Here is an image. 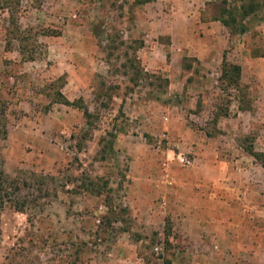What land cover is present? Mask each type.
<instances>
[{
	"label": "rangeland",
	"instance_id": "obj_1",
	"mask_svg": "<svg viewBox=\"0 0 264 264\" xmlns=\"http://www.w3.org/2000/svg\"><path fill=\"white\" fill-rule=\"evenodd\" d=\"M153 1L21 0L17 17L23 28L35 30L25 43L34 60H24L27 54L21 55L9 34V12L0 10V100L8 128L7 138H0V160L21 187L15 198L30 200L25 212L13 202L1 211L0 264H87L109 252L114 240L142 236L143 222L126 198L130 162L141 149L161 155V162L175 161L170 149L190 156L188 144L176 143L179 129L186 141L195 136L203 143L208 134L227 148V156L256 139V126L247 125L245 134L232 120L239 97L253 101L251 84L242 81L235 89L221 79L223 59L237 63L245 33L227 28L225 40L192 47L196 52L200 47L202 56L180 49L174 60L170 41L161 37L168 57L153 71L150 57L144 58V24ZM224 6V0L208 2V17ZM263 18L264 8L246 19L254 28L250 33L263 32L258 27ZM98 60L102 72L92 75V95L85 100L67 94L65 69L75 62L91 75ZM63 97L80 100L90 115L60 102ZM226 109L229 116L215 117ZM197 111L203 119L192 115ZM88 178L101 184L102 194L82 188ZM172 224L166 218L163 234L146 235L140 252L148 264H217L214 254L188 250V236ZM249 241L255 247L241 262L226 257L223 264H261L255 255L263 236L252 234Z\"/></svg>",
	"mask_w": 264,
	"mask_h": 264
},
{
	"label": "crops",
	"instance_id": "obj_2",
	"mask_svg": "<svg viewBox=\"0 0 264 264\" xmlns=\"http://www.w3.org/2000/svg\"><path fill=\"white\" fill-rule=\"evenodd\" d=\"M211 1H153L144 24L147 31L144 42L148 47L144 58L150 57L148 64L153 71L168 57L164 51L166 43L161 37L170 41L172 60L179 56L180 49L189 48L193 54L202 56L200 47L197 52L192 51V47H197L202 41H209L212 45L226 39L227 27L216 19L220 14L208 17L206 12ZM260 23L258 27L263 32L259 35L250 33L254 28L247 24L249 30L243 37L247 42L243 43L245 46L236 59L242 67V81L251 84L253 108L241 109L238 106V114L232 120L236 122L237 130L238 125L244 129L247 125L256 126L258 133L254 146L257 151L264 152V18ZM157 53L159 56H154ZM74 63H71L72 68L68 66L65 69L66 73H70L67 94L86 100L94 90L92 75L96 71L102 72V63L100 60L93 63L91 75L86 72V67L76 68ZM237 101L240 104L239 99ZM192 115L203 119L202 112ZM249 132L246 129L243 131L245 134ZM182 134L179 129L174 138L179 146L188 144L187 151L191 153L189 165L182 166L176 159L161 162V155L144 149L133 154L134 160L130 162L126 181L129 190L126 198L129 208L143 222V235L129 237L126 242L114 240L109 252L97 253L87 264H148L140 249L149 232L160 235L165 232L166 218L173 221L172 229L188 236V250L214 254L217 264H223L226 257L234 263L241 262L255 247L249 241L252 234L260 233L264 239L262 164L242 145L237 154L227 156V148L214 144L208 134L203 143L195 136L186 141L184 136H179ZM170 152L174 155L178 153L175 149H170ZM215 246L218 248L215 249ZM257 247H260L261 253L256 252L255 257L264 264V242ZM252 253L249 254L254 258Z\"/></svg>",
	"mask_w": 264,
	"mask_h": 264
},
{
	"label": "trees",
	"instance_id": "obj_3",
	"mask_svg": "<svg viewBox=\"0 0 264 264\" xmlns=\"http://www.w3.org/2000/svg\"><path fill=\"white\" fill-rule=\"evenodd\" d=\"M151 0H135L137 5H142L150 2ZM21 0H0V10H8L10 15V26L9 34H12L11 37L14 40L18 41V50L21 55L24 57L25 54L27 56L24 60H34L36 59L35 52L32 50H27L26 41L29 40L30 35H32L35 30L33 27L23 28L19 24V20L17 14L19 13V6ZM225 6L220 12V15L216 17V19H220L221 22L233 32L236 33H245L249 30V27L245 23L246 19L250 16H254L258 14V12L264 8V0H224ZM47 32H50L47 30ZM50 34V33H49ZM47 35V34H45ZM12 40H9L7 44L11 45ZM143 41L140 42L139 47H142ZM12 50V48L10 49ZM27 50V51H26ZM190 68L191 66H186ZM140 69L137 70V74H140ZM221 79L228 86H232L235 89H241L242 86V67L240 64L231 62L228 59L224 58L222 62V73ZM239 107L241 109H252V101L246 100V95L239 97ZM60 102L68 105L80 106L84 109L85 116H89V108L79 105L80 100L71 101L67 97H63ZM229 114L228 109L225 110L222 114L227 116ZM6 110L3 104H1L0 100V124L2 126L0 130V138H7L8 128H7V118H6ZM216 119V118H215ZM250 136H245V140L248 141ZM254 138L252 141L245 146L246 151L255 157L264 167V152L257 151L254 146ZM104 184H106L104 182ZM82 188L87 192H92L93 194L100 195L102 194V186L97 181L88 178L87 182H84ZM21 192V187L17 181H15L5 170L3 162L0 160V215L1 211L4 208V205L7 202H13L15 205V209L20 212H25L27 207V203L30 202L26 197L24 198H15L16 193ZM36 201V200H35ZM79 259V256H77Z\"/></svg>",
	"mask_w": 264,
	"mask_h": 264
},
{
	"label": "built area",
	"instance_id": "obj_4",
	"mask_svg": "<svg viewBox=\"0 0 264 264\" xmlns=\"http://www.w3.org/2000/svg\"><path fill=\"white\" fill-rule=\"evenodd\" d=\"M175 159L183 166L189 165L191 162V158L183 152H178Z\"/></svg>",
	"mask_w": 264,
	"mask_h": 264
}]
</instances>
